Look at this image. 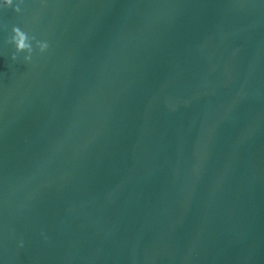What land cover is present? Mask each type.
<instances>
[{"label":"water","instance_id":"1","mask_svg":"<svg viewBox=\"0 0 264 264\" xmlns=\"http://www.w3.org/2000/svg\"><path fill=\"white\" fill-rule=\"evenodd\" d=\"M17 3L0 264H264V0Z\"/></svg>","mask_w":264,"mask_h":264},{"label":"clouds","instance_id":"2","mask_svg":"<svg viewBox=\"0 0 264 264\" xmlns=\"http://www.w3.org/2000/svg\"><path fill=\"white\" fill-rule=\"evenodd\" d=\"M0 7L12 8L13 11L17 13L21 11L20 5L18 3L14 4V0H3V3L2 5H0ZM12 32L13 36L11 38L10 43L15 45L16 53L27 52L28 55L24 57V60L30 61L33 52L31 40L35 39V37H29L28 34L22 31L19 27H13ZM36 44L40 52L46 51L49 47L46 41H36ZM16 53H14L11 57V59L14 61L17 59Z\"/></svg>","mask_w":264,"mask_h":264}]
</instances>
